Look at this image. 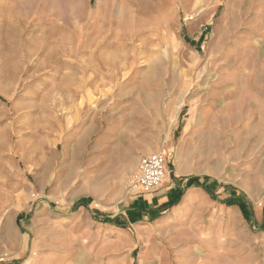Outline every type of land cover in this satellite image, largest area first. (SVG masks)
Returning <instances> with one entry per match:
<instances>
[{
	"label": "rangeland",
	"instance_id": "1",
	"mask_svg": "<svg viewBox=\"0 0 264 264\" xmlns=\"http://www.w3.org/2000/svg\"><path fill=\"white\" fill-rule=\"evenodd\" d=\"M0 264H264V0H0Z\"/></svg>",
	"mask_w": 264,
	"mask_h": 264
},
{
	"label": "built area",
	"instance_id": "2",
	"mask_svg": "<svg viewBox=\"0 0 264 264\" xmlns=\"http://www.w3.org/2000/svg\"><path fill=\"white\" fill-rule=\"evenodd\" d=\"M167 177V161L162 154L151 153L140 158L137 175L130 184L132 193L149 194L157 190Z\"/></svg>",
	"mask_w": 264,
	"mask_h": 264
},
{
	"label": "trees",
	"instance_id": "3",
	"mask_svg": "<svg viewBox=\"0 0 264 264\" xmlns=\"http://www.w3.org/2000/svg\"><path fill=\"white\" fill-rule=\"evenodd\" d=\"M82 203H83V202L79 203L77 206H83L84 203H83V204H82ZM243 212H244L245 215H247V212H246L245 208H243Z\"/></svg>",
	"mask_w": 264,
	"mask_h": 264
}]
</instances>
